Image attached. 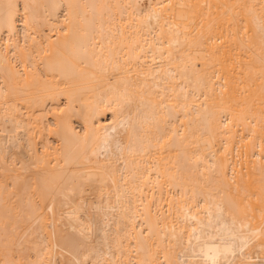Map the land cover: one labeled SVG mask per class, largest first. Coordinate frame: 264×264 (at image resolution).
Wrapping results in <instances>:
<instances>
[{
    "label": "bare ground",
    "instance_id": "bare-ground-1",
    "mask_svg": "<svg viewBox=\"0 0 264 264\" xmlns=\"http://www.w3.org/2000/svg\"><path fill=\"white\" fill-rule=\"evenodd\" d=\"M0 264H264V0H0Z\"/></svg>",
    "mask_w": 264,
    "mask_h": 264
},
{
    "label": "rangeland",
    "instance_id": "rangeland-1",
    "mask_svg": "<svg viewBox=\"0 0 264 264\" xmlns=\"http://www.w3.org/2000/svg\"><path fill=\"white\" fill-rule=\"evenodd\" d=\"M146 5V3H143V7Z\"/></svg>",
    "mask_w": 264,
    "mask_h": 264
}]
</instances>
